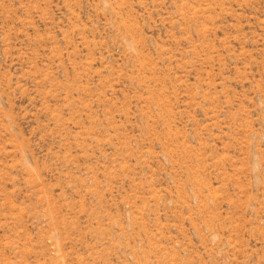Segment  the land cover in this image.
<instances>
[{"label":"rangeland","instance_id":"rangeland-1","mask_svg":"<svg viewBox=\"0 0 264 264\" xmlns=\"http://www.w3.org/2000/svg\"><path fill=\"white\" fill-rule=\"evenodd\" d=\"M0 264H264V0H0Z\"/></svg>","mask_w":264,"mask_h":264}]
</instances>
